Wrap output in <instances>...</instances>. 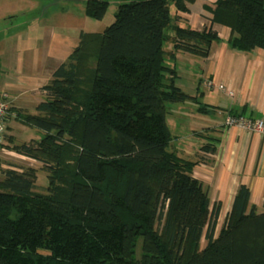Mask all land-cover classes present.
Instances as JSON below:
<instances>
[{
  "label": "trees",
  "instance_id": "trees-1",
  "mask_svg": "<svg viewBox=\"0 0 264 264\" xmlns=\"http://www.w3.org/2000/svg\"><path fill=\"white\" fill-rule=\"evenodd\" d=\"M193 1L172 3L186 12ZM107 8L87 0L84 14L101 21ZM203 10L209 26L196 31L174 24L168 0H127L101 33L80 35L36 114L21 117L40 140L8 146L3 133L0 148L38 168L0 169V264H264V211L249 207V190L238 188L216 232L220 207L193 177L199 161L169 151L166 106L197 98L176 86L166 58H207L220 41L212 26L230 30L233 52L264 51V0H215ZM214 142L201 151L214 154ZM38 171L47 194L35 191Z\"/></svg>",
  "mask_w": 264,
  "mask_h": 264
},
{
  "label": "crops",
  "instance_id": "crops-1",
  "mask_svg": "<svg viewBox=\"0 0 264 264\" xmlns=\"http://www.w3.org/2000/svg\"><path fill=\"white\" fill-rule=\"evenodd\" d=\"M86 1L0 0V98L6 96L9 104L3 136L8 146L40 140L42 134L25 126L21 117L36 114L37 104L46 97L43 88L77 48L80 35L99 33L95 31L97 27L102 30L99 21L90 22L92 19L84 14ZM214 2L194 0L186 5V12L174 11V24L201 31L209 26L203 5L212 6ZM212 29L220 41L211 45L207 58L176 53L168 67L175 69L180 80L183 62L191 61L197 66L199 73L190 80L198 86L195 95L190 96L197 101L190 102L192 105L176 104L175 114L185 119L191 110L188 107L201 114L199 106H208L209 113L221 112V124L209 128L215 136L216 152L205 153L201 151L203 145L193 142L195 137H201L197 131L201 126L190 127L188 135L180 137V143L173 137L170 147L179 146L172 151L179 158L199 161L193 177L207 188L210 206H219L218 219L224 220L240 186L249 190V207L257 213L264 211V136L224 126L228 115L264 121V51L233 52L226 44L230 30L219 26ZM9 164L21 169L37 163L0 148V169L21 172Z\"/></svg>",
  "mask_w": 264,
  "mask_h": 264
},
{
  "label": "rangeland",
  "instance_id": "rangeland-1",
  "mask_svg": "<svg viewBox=\"0 0 264 264\" xmlns=\"http://www.w3.org/2000/svg\"><path fill=\"white\" fill-rule=\"evenodd\" d=\"M108 2V8L107 11L101 21H99L97 24H101L103 26L102 30H97L99 33L103 31V29L109 27L114 22V15L116 13V7L119 3L126 2L127 0H104ZM169 2V10H170V17L174 18V5L171 3V0H168ZM90 22H93L90 21ZM173 23V22H172ZM99 25V26H101ZM165 35L169 38L164 41L163 49L166 52L167 50L172 49V43L171 38L173 36V31L171 28H167L165 31ZM88 34H96V33H88ZM169 59L166 58L165 65L168 66ZM180 71L183 73L181 74L180 80H176V86L181 89L185 94L189 96L195 95V89L198 87L196 83H191V79L195 73H199V70L196 65H194L191 61L183 62L180 66ZM204 92L203 89L201 90V93ZM202 103V102H201ZM186 105H192L190 102H186ZM167 114H166V123L168 127L170 128V132L172 134V137H174V140L178 143H180L181 139L180 137L187 134V130L190 127H200L201 128L197 131L200 133L201 137H195V141L198 142L200 145H204V143L210 141V138H214L213 132H210L209 128L217 127L222 122V114L221 112H210L206 114H198L193 113V110L191 107V110H188V115L184 119L180 116H177L175 114V111L178 108V105L176 104H168L167 106ZM200 107V106H199ZM193 113V114H192ZM170 115H176L175 117H170ZM204 129V130H203ZM177 139H176V138ZM179 146L175 145L174 149H177ZM172 147H169V151H174ZM35 168H38V165H34ZM47 187H48V181H47V174L44 171H38L37 173V179L35 183V191L39 194H47ZM225 219V218H224ZM217 231L222 227L224 220L222 218L217 219ZM204 243V241H203ZM141 241H138V250L137 254L139 253Z\"/></svg>",
  "mask_w": 264,
  "mask_h": 264
},
{
  "label": "built area",
  "instance_id": "built-area-1",
  "mask_svg": "<svg viewBox=\"0 0 264 264\" xmlns=\"http://www.w3.org/2000/svg\"><path fill=\"white\" fill-rule=\"evenodd\" d=\"M232 96L231 93L228 94ZM8 101L7 97L3 96L0 98V144L2 143V136L5 131V118L8 112ZM225 127H236L240 130H243L247 133L258 134L264 136V121L257 119H247L241 116H232L228 115L224 120Z\"/></svg>",
  "mask_w": 264,
  "mask_h": 264
},
{
  "label": "bare ground",
  "instance_id": "bare-ground-1",
  "mask_svg": "<svg viewBox=\"0 0 264 264\" xmlns=\"http://www.w3.org/2000/svg\"><path fill=\"white\" fill-rule=\"evenodd\" d=\"M9 109V108H8Z\"/></svg>",
  "mask_w": 264,
  "mask_h": 264
}]
</instances>
